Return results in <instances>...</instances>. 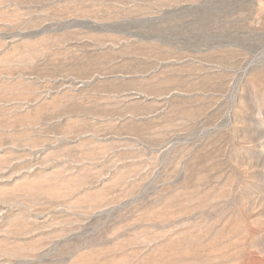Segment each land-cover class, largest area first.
Returning a JSON list of instances; mask_svg holds the SVG:
<instances>
[{"label":"rangeland","instance_id":"rangeland-1","mask_svg":"<svg viewBox=\"0 0 264 264\" xmlns=\"http://www.w3.org/2000/svg\"><path fill=\"white\" fill-rule=\"evenodd\" d=\"M258 111L264 0H0V264H264Z\"/></svg>","mask_w":264,"mask_h":264},{"label":"clouds","instance_id":"clouds-1","mask_svg":"<svg viewBox=\"0 0 264 264\" xmlns=\"http://www.w3.org/2000/svg\"><path fill=\"white\" fill-rule=\"evenodd\" d=\"M256 115L257 118L264 120V111H258ZM261 142H264V137L261 138ZM239 167L247 175H250L252 172L257 170L256 162L251 158L240 162Z\"/></svg>","mask_w":264,"mask_h":264}]
</instances>
